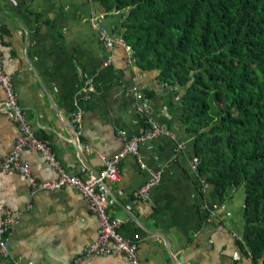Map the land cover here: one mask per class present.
Returning <instances> with one entry per match:
<instances>
[{"label": "crops", "instance_id": "crops-1", "mask_svg": "<svg viewBox=\"0 0 264 264\" xmlns=\"http://www.w3.org/2000/svg\"><path fill=\"white\" fill-rule=\"evenodd\" d=\"M93 15L117 35L119 14L106 15L94 0H0L3 68L33 133L48 143L66 171L84 165L81 155L86 169L98 171L104 158L144 127L129 92L132 82L140 84L154 118L172 134L139 146L146 168L127 155L120 160L119 178L105 181L113 198L108 213L120 221L119 233L138 240L141 264H252L238 241L243 192L231 189L221 200L198 178L192 135L180 121V91L161 82L156 70L136 66L123 46L105 50L89 24ZM87 84L94 89L84 91ZM77 111L81 122L75 127L71 117ZM18 136L16 124L0 112V159ZM20 160L38 180L56 176L35 149L24 148ZM149 169L160 171V181L147 201L138 200L133 191ZM4 209L15 221L0 264H70L77 257L74 264H126L122 254L80 256L96 237L97 219L72 187L29 193L22 174L0 170V217Z\"/></svg>", "mask_w": 264, "mask_h": 264}, {"label": "trees", "instance_id": "trees-1", "mask_svg": "<svg viewBox=\"0 0 264 264\" xmlns=\"http://www.w3.org/2000/svg\"><path fill=\"white\" fill-rule=\"evenodd\" d=\"M94 1L135 65L180 91L196 174L221 200L242 190L239 246L264 264V0Z\"/></svg>", "mask_w": 264, "mask_h": 264}, {"label": "built area", "instance_id": "built-area-1", "mask_svg": "<svg viewBox=\"0 0 264 264\" xmlns=\"http://www.w3.org/2000/svg\"><path fill=\"white\" fill-rule=\"evenodd\" d=\"M91 28L96 32L97 39L102 47L107 51H112L116 45L123 46L129 50L123 39L113 36L103 26L102 17L93 15L89 19ZM1 39V32H0ZM109 63V58L103 65ZM0 112L9 115L10 119L16 124L19 130V136L15 139L9 153L0 159V170L13 171L22 174L25 177L28 191L32 193L39 189H58L60 187H72L78 191L84 198L88 208L97 219V232L93 241L88 243L81 251L80 256L86 255H116L122 254L126 264H141L137 257L139 242L137 239L128 238L121 235L118 231L120 221L113 218L108 213V207L113 204V198L108 192L103 181L114 182L119 178L120 160L132 155L135 157L141 168H146L139 153V146L146 140L153 139L160 135H171V130L156 120L152 114L148 96L143 86L132 82L129 86V92L135 100V111L141 115L144 127L138 134L125 139L121 149L112 156L104 158L103 166L100 170L92 172L83 165L76 172L66 171L56 160L48 143L37 137L28 121L24 116V109L18 102L14 91L12 77L5 72L3 68V55L0 51ZM91 84H87L84 91L93 90ZM81 122V114L77 111L71 117L73 126L78 127ZM32 148L40 153L45 162L56 172V176L48 180H38L30 172L27 165L20 160V152L24 148ZM192 167L196 169V162L193 161ZM148 178L136 187L133 195L136 199L147 201L149 193L160 181V171L149 169ZM15 221V217L9 210L4 209L0 217V252H5L6 235L9 227ZM77 257L70 264L78 261Z\"/></svg>", "mask_w": 264, "mask_h": 264}, {"label": "water", "instance_id": "water-1", "mask_svg": "<svg viewBox=\"0 0 264 264\" xmlns=\"http://www.w3.org/2000/svg\"><path fill=\"white\" fill-rule=\"evenodd\" d=\"M79 157H80V155H79ZM81 162L84 164V165H86V166H88V163H87V161L84 159V158H82V155H81ZM93 172H96V171H93ZM103 183L105 184V181H103ZM106 185V184H105Z\"/></svg>", "mask_w": 264, "mask_h": 264}]
</instances>
